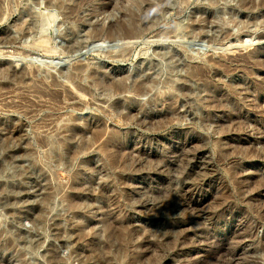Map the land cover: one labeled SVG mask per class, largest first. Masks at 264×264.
I'll return each mask as SVG.
<instances>
[{"label": "rangeland", "instance_id": "1", "mask_svg": "<svg viewBox=\"0 0 264 264\" xmlns=\"http://www.w3.org/2000/svg\"><path fill=\"white\" fill-rule=\"evenodd\" d=\"M259 1L262 2L260 3ZM52 2L54 5L52 4ZM60 2L62 3L60 4L58 0H0V121L2 123L4 122L3 124L0 122V144L4 145V139H6L7 142L3 147H1L0 145V264H58V262H60L59 264H109V262H112L111 264H225L228 260V264H264V7H262L264 6V1L254 0V7L252 3H249V6L245 8L247 11L241 9L237 5H241V3H239L240 0H218V2L217 0H163V2L161 0H60ZM151 2L154 4L159 3L160 5L153 6ZM182 2H185V5ZM256 2L259 3H257L256 5ZM62 4L65 6H63ZM72 4L77 5H74L76 6L74 7ZM211 4L214 5L211 6ZM59 5H61L63 8ZM236 6H238V8ZM149 7H152V9H150ZM158 8H161L160 10H158L159 12L157 11ZM153 9L158 13L156 14V11H154ZM67 10L71 12H67ZM144 10L147 14H149L146 15ZM243 10L246 12H244ZM252 10L254 12H252ZM67 13L69 14V17L67 16ZM73 14L74 16H72ZM147 16L149 17V19H147ZM131 17L136 20L135 22L137 23V25L139 24V26H137L136 23L133 22L134 19H132ZM142 17H145L143 19L145 22L140 19ZM232 17L234 18L232 19ZM145 19H147V21ZM202 19L204 21H202ZM122 21L124 23H129L124 24ZM152 21L155 22V26H153L155 28H151L153 25ZM118 22H122L120 23L121 26ZM204 22L206 23V25ZM113 24L119 25L116 27ZM142 24L145 26H143ZM108 25L112 27H109ZM127 25L130 28L133 27V29L127 28ZM101 26L102 28H108V32L107 29H101ZM148 27H150L151 30H149ZM117 28L118 30H120L119 28H121V31H118ZM174 28L176 29V31L173 30ZM179 28L184 31H180ZM100 29L103 30V32H100ZM115 30H117V32H115ZM130 30H135V32H130ZM145 30L147 31V33L145 32L146 34H144ZM92 31H95L94 34ZM98 31L101 35H98ZM105 31L106 33H104ZM113 31L116 37L120 39H117L115 36H113ZM167 32L170 33L167 34ZM174 32L176 33L174 34ZM181 32L185 36H188L185 38V36L181 34ZM119 33L123 34V39H121L122 36H118ZM162 33L165 35H163ZM90 34L93 37L95 36L94 38H92V40H90L91 38L88 37V35L90 36ZM103 34H105V36ZM161 34L163 38L162 36L160 37ZM166 34L169 37H167ZM170 34L177 37L173 38L174 36ZM225 35L230 39L228 37L226 38ZM100 36L107 39H102L100 38ZM110 36L114 38H112L113 41ZM128 37H130L131 39L129 38V40ZM202 37H204V39ZM8 38H10V40H8ZM209 39L210 41H208ZM241 39L243 42L241 41ZM9 41L10 44H8ZM219 42L222 43L220 44ZM73 45L78 47H75ZM241 45H247L248 48L245 49L244 47H241ZM81 46H84V48ZM69 47L70 49H68ZM121 52L124 53L122 54ZM125 52L130 53L129 55L127 53L125 55ZM165 52L167 53V56ZM173 54L176 56H174ZM122 55H124L125 58H129L126 60ZM170 55L172 59L170 58ZM161 57L167 59L163 60ZM177 57L179 58L177 59ZM167 60L170 62H167ZM178 61L181 62L178 63ZM4 64L7 69H4ZM212 64L215 65L214 68ZM223 65H225L226 68L223 67ZM219 67H223V69L221 70L219 69ZM2 68L4 69V71ZM76 68L81 70H77ZM228 69H230L232 72H230V70ZM5 70L7 71L6 73ZM8 70L13 71L14 73ZM101 70L104 71L102 72ZM173 70L175 71L172 72ZM199 70H202L201 72L204 76H202V73ZM2 73L5 76H2ZM104 73L107 75H105ZM195 73H198L196 76L197 78L192 76L195 75ZM94 74L95 78H98L97 80L94 79ZM214 75L215 77H213ZM113 76L116 80L118 79V83L113 78ZM67 77L69 80H71H67ZM148 77H151L153 79H146ZM14 78L16 79L14 80ZM20 78L21 80L23 79L21 83L19 82ZM111 78H113L116 82ZM120 78H122L123 81ZM124 79L127 81H125ZM139 79H141V81ZM73 81H76L75 84H73ZM91 81L94 82L92 83ZM97 81L99 82L98 84H96ZM219 81L221 82L219 83ZM15 82H18V84ZM125 82H127L128 84L126 83V85ZM101 83L106 87L101 85ZM224 83L226 85L228 84V86L230 87L228 88V86H226ZM112 84L121 86L120 90L122 92L119 89V93L117 91H114L116 90V86ZM135 84H138V86L141 87L139 88L142 91ZM206 84L207 87L209 86L208 88L210 90L206 87ZM76 85L80 88H77ZM107 85L108 88L112 86L110 92L109 89H107ZM214 85L218 87H215ZM129 86H131L132 88ZM179 86L184 87L182 88ZM3 87L4 89H2ZM17 88L18 90L20 88L21 89L18 91ZM177 88L179 90H177ZM180 88L183 90H181ZM221 88L223 89L221 90ZM32 89H34V91ZM85 89L88 91H85ZM143 89L146 90L143 91ZM74 90L76 92H74ZM11 91L16 92H13V95ZM186 91H188L189 93ZM231 91L236 93L234 94ZM33 92H35V96ZM72 92L74 93V95ZM84 92L87 95H84ZM103 92L104 95L108 93V97L103 96ZM113 92H116L115 95L113 94ZM126 92H129L128 96H126ZM135 92H138V95H136ZM142 92L143 94H141ZM145 92L148 94L146 95ZM58 93H60L61 97ZM79 93L84 94L80 95ZM117 93L120 94V96ZM209 93L212 94L211 97L209 96ZM49 94H51L53 97L56 96V98H53ZM57 94L59 97L57 96ZM45 95H47V97ZM68 95H72V97ZM161 95L163 96V98ZM181 95L184 97H181ZM5 96H7L8 99L10 98L11 101L8 100ZM22 96L26 100H24ZM66 96L68 97V99ZM73 96H76L78 98ZM114 96H116L115 100ZM117 96L119 98H117ZM216 96L223 97L227 101L234 104L236 106V114L240 112L239 120L234 121V124H231L232 126H225L223 124L222 117H224V115L222 114V109L220 110V108H218L215 103H212V100L214 101L217 98ZM4 97L6 100L4 99ZM80 97H82L84 100L82 98L79 100ZM86 97L87 99H85ZM128 97L129 99H132L129 100ZM152 97L153 99H150ZM58 98L60 99V102ZM43 99H46L45 104V101H42ZM126 99L128 102L126 101ZM205 100H207V102H210L211 104L207 103ZM8 101L9 103L6 104ZM22 101L24 103H22ZM65 101H70L74 106L76 105L77 107H74L72 104H70V102L67 103ZM148 101L150 102V104ZM154 101H157V103H155ZM170 102L172 103L171 105ZM15 104L18 105L20 109L22 107L21 110L23 111V113L20 109H18L17 106H15ZM85 105L87 107H85ZM188 105H190L192 109H190ZM209 105L212 106L209 107ZM24 106L26 107V109ZM262 106L263 111L261 110ZM23 107L25 111L27 110L26 114L23 110ZM32 107H34L35 109ZM42 107L45 108L40 112L39 110H41ZM170 107L174 108L171 109ZM4 108H6V110ZM10 108H14V111ZM111 108L113 109L110 110ZM168 109H170V113L168 112ZM116 110L118 111V113H115ZM189 110L191 113L189 112ZM108 111L111 112V114H109ZM138 111L141 113H139ZM36 112L39 114H36ZM171 113H176L174 116L177 118L172 116L173 121L167 122L166 118L169 117L168 115H170ZM28 114H30V116ZM116 114L119 116H117ZM124 116L128 117L129 119ZM163 116H165L166 118H163ZM100 118L103 120H101ZM123 118L124 120H120ZM158 119H160L161 122H164L163 125L166 123H168L169 125V123H171L169 126H162L161 122L158 121ZM177 119L180 122H178ZM243 119H246V121H248L247 124ZM241 120L243 123L241 122ZM157 121L158 123H156ZM192 121L195 122L193 123ZM83 122L84 124H87L84 125ZM152 122L155 125L152 124ZM236 122H241L242 124L237 123L236 125ZM15 124L17 128L21 129L22 134H28L27 137L25 135H22V138L25 142L23 140H18L20 142H18L17 140H11L9 141V146L7 137H4L8 136L7 134L9 133V131L16 128ZM49 124H52V126ZM75 124L77 125L75 126ZM92 124H99L98 127L107 128L104 129L105 131L103 130V136L105 138L103 136L102 139L100 138L103 141H98V146L97 144L91 142V144H95L89 145L91 146V148L88 147L86 150H79L77 154L73 153L75 149L79 148L78 145L81 141L82 143L80 144L82 146L85 138L87 141V138L90 137V134H88L86 131V126H93ZM41 125H43L44 127L49 125V128L46 127V133L48 135H45V128ZM102 125H104V127ZM158 125H161L162 127ZM222 125H224V127ZM4 126H6L7 128H2ZM34 126L36 127L35 129L33 128ZM50 126L52 127V131H50ZM66 126H69L71 128ZM228 126L232 127L230 128L231 130H229ZM242 126H244L243 129ZM8 128L9 130H7ZM24 128L25 130H23ZM224 128L226 129L224 130ZM37 129L41 130L38 131ZM42 129H44V132L42 131ZM60 129L63 130L61 131ZM85 131L86 133H84ZM107 131L111 135H106ZM228 132H230V134ZM1 133H4L5 136ZM54 133L56 134V136ZM67 133H69V135H67ZM80 133L82 134V137ZM76 134L79 135L77 136ZM114 134L116 136L118 135L119 137H116ZM52 135H54V138H56L54 139ZM60 135L63 136L61 137ZM36 136L38 137L36 138ZM44 136H48V138L45 137L46 141ZM59 136L61 139L59 138ZM79 136L83 140L78 138L77 142L79 143H77L76 138ZM70 137H73L72 141H74L75 139L76 140L74 143L71 141L70 145L74 146L70 147V145H68V147L73 149H70L67 152L66 150L68 148L67 146H65V143L67 139V142H69ZM48 139L50 142L48 141ZM52 139L58 146H54L56 144L52 141ZM59 139L62 140V142ZM104 139H106V141L108 142H106ZM89 140L88 142H90ZM113 140H116V143H114ZM16 141L18 142V145ZM42 141L47 143V145L43 144ZM27 142H30V146L29 144H25ZM33 143L35 144L34 146L32 145ZM60 143L64 144L62 145ZM105 143L108 144L106 145ZM122 143L124 144V146ZM100 144L104 146L106 145L105 150H107V148L111 150H109L110 152H105H112L109 155L111 156L110 158L112 160L108 159L109 156H107L108 158L106 157V153H101L102 151L98 150L100 149ZM16 145L17 147L21 146L20 148L22 149L15 147ZM111 145L113 149L110 148ZM27 146L29 147L27 148ZM117 146L119 147L117 148ZM4 147L5 150H2L4 149ZM7 147L9 148L7 149ZM59 147H61L62 149L60 148V150H58ZM32 149L34 150L31 151ZM49 149H51V151ZM7 150H9V152H7ZM35 150L37 151V153L35 152ZM44 150H47L46 153L44 152ZM57 150L59 151L58 153ZM61 150L63 152H61ZM84 150L85 152L88 150L89 153L86 152V154L88 153L86 155L85 152H83ZM113 150L119 152V156L118 153L116 154V152ZM90 151L92 152L90 153ZM187 151H189V153ZM192 151L195 153H193ZM64 152H66L67 154ZM99 152L101 153V155H99ZM183 152L187 154L184 155ZM79 153L80 155H78ZM192 153L195 155H192ZM52 154L53 156H51ZM59 154H62V156H59ZM55 155H57V157ZM116 155L121 159H118ZM172 155H174L176 158ZM68 156H71L72 158ZM60 157L63 158L60 159ZM137 157L138 159L140 158L139 163ZM114 158L117 159L114 160ZM180 159H184V161H180ZM121 160L122 163H124L123 165H121ZM150 160H152L153 162ZM165 160L169 162L166 163ZM112 161H114L116 164H114V162ZM132 161L133 163L130 164V162ZM149 161L151 162L150 164ZM178 163H180L181 165L179 164V166ZM117 164L123 166L121 167V169L125 172L123 171L122 173L120 166L118 167ZM129 164L130 166H133L130 167ZM135 164H139L138 167ZM156 165H158L159 168ZM128 166L130 169L128 168ZM191 166H193V168ZM200 167L201 171L204 170L205 172H201L199 169ZM176 168H178V171L176 170ZM94 169L97 170V173ZM162 169H165V171L163 172ZM179 169L184 174L181 173ZM103 173L108 174L106 175ZM100 174L101 176H103L101 177ZM204 174L206 176H203L202 179H200ZM208 175H210V178ZM98 176H100V178ZM108 176H112L115 179L112 177L110 179V177ZM188 177L189 180L187 179ZM102 178L104 180H102ZM113 179L114 182H111L113 181ZM191 181L197 182H193V187L189 189V195L193 196H191V198L190 196H187L193 201V205L186 206L182 204V206L180 207L181 211L177 210L175 212V214L177 213V216L175 214L171 215L169 213L170 210L166 209L168 208L167 205H174V203L175 205H179L183 203V199L186 198L181 195L182 186L186 184L185 182L191 185ZM120 182H123V184H121ZM199 182L203 184L201 185L199 184ZM82 184L85 185V187ZM98 185L100 186L98 187ZM96 186L98 188L97 190ZM55 187H57L55 189L56 191L59 189L57 192L54 190ZM47 188H51V190ZM75 188L78 189L76 190ZM94 188V191H89L90 189L92 190ZM99 188L100 190H102L100 191ZM60 189H62V191ZM79 189H82L84 191H79ZM92 193L93 195H91ZM225 193L226 197H223L225 196ZM219 194H221L222 197ZM98 195L102 196V198ZM104 196L107 200L104 198ZM107 196L110 199H108ZM114 197L116 199H114ZM43 198H47L46 200L48 201L44 200ZM165 198L168 203L164 200ZM90 200L92 201L89 202ZM108 200H110V202ZM175 200L178 201V203ZM147 201L150 202L148 203ZM156 201L160 203H157L158 205H156ZM224 202L225 205H223ZM139 203L141 205H139ZM165 203L166 206L164 205ZM220 203H222V206L220 205ZM92 204H95L94 207ZM73 205H75L76 208ZM77 206L78 208L81 207L80 209L82 212L78 211ZM83 206H85L86 208ZM152 207L153 209L150 210L149 208ZM183 208L185 210L188 209V212L186 213ZM194 208L195 210H193ZM75 209H77L78 212ZM168 209H170V207ZM189 209L191 210L190 212ZM201 210L203 211V213ZM166 213L169 214L167 215ZM198 214L201 216L199 217ZM165 219L168 221V223ZM118 220L120 221V223ZM179 220L181 222H179ZM110 221H112L111 225H109L111 223ZM126 221L128 222L125 225L124 222ZM188 221L191 223H189ZM103 223L104 225L106 223V225L104 226ZM176 223L181 224V226H177ZM113 224L117 226H113ZM120 224L124 229L121 228ZM125 226H128L127 229L129 231ZM110 228H116V230L119 231ZM108 229L112 232H109ZM125 230H127V235ZM167 230L168 232L170 230L171 231L168 233ZM106 231V234L108 235L105 234ZM113 231L114 233H117H115L114 236L116 240H118L116 241V243L115 238H111V233H113ZM181 231H183L181 234L184 233L185 235H181L178 233ZM73 234L75 235V240L72 237L74 236ZM77 234H79L82 239ZM123 235L124 237H122ZM107 237L110 240L112 239L111 242L110 240L108 241ZM123 238L124 241L123 243H121ZM125 239L127 240V242ZM78 241L81 242L77 244L76 242ZM72 243L76 244L72 245ZM112 243H114L113 246ZM110 244L112 247L110 246ZM115 244H118V246ZM131 245L133 246V248ZM119 246L121 248L122 246H124L123 248L125 249H123L122 252L124 254H119L121 249L119 250V252L116 251V249L118 250V248H120ZM174 246H176V248ZM100 248L102 250L104 248V253H102L103 251L101 252V250H97ZM227 249H230V251H227ZM111 251L113 254L110 253ZM225 251H227L228 253ZM86 252L90 253L93 259L97 254L101 257L99 258L97 255L95 258L96 260L93 261L92 258L90 259V255ZM126 252L129 253H127V256ZM225 253L227 256L225 255ZM135 254H137L138 256ZM234 254L236 257L234 256ZM120 255H122V257H124L128 261L124 258H121ZM135 256H137V258ZM222 256L225 257L223 258ZM81 257L84 259H81ZM102 257L105 258L103 259ZM112 257H114V260ZM237 257H241L240 260ZM243 258L245 259L243 260ZM80 259L84 262L80 261ZM99 259H101L102 262H106L101 263V260L99 261ZM132 261L136 262L133 263Z\"/></svg>", "mask_w": 264, "mask_h": 264}, {"label": "bare ground", "instance_id": "2", "mask_svg": "<svg viewBox=\"0 0 264 264\" xmlns=\"http://www.w3.org/2000/svg\"><path fill=\"white\" fill-rule=\"evenodd\" d=\"M51 1H52V0H51ZM56 1H57V0H56ZM58 1H59L60 4L62 3V2H60V0H58ZM159 1H160V0H159ZM161 1L163 2V0H161ZM181 1H183V0H181ZM188 1H189V0H188ZM221 1H222V0H221ZM247 1H248V2H247ZM255 1H256V0H255ZM263 1H264V0H263ZM78 2H79V1H78ZM80 2H82V1H80ZM149 2H150V1H149ZM213 2H214V1H213ZM217 2H218V0H217ZM246 2H247V3H246ZM253 2H254V0H240L239 3H241V5H239V4H237V5H238L241 9L246 10L245 8H247V6H249L248 4H249V3H252V4H253ZM259 2H260V1H259ZM259 2H256V5H257V3H259ZM261 2H262V1H261ZM261 2H260V3H261ZM48 3H49V2H48ZM54 3H55V2H54ZM182 3H183V2H182ZM182 3H181V4H182ZM184 3H185V2H184ZM184 3H183V4H184ZM215 3H216V2H215ZM237 3H238V2H237ZM52 4H53V2H52ZM81 4H82V3H81ZM146 4H147V3H146ZM151 4H153V6H154V5H160L159 3H158V4H154V3H152V2H151ZM209 4H210V3H209ZM218 4H220V3H218ZM49 5H50V4H49ZM53 5H54V4H53ZM57 5H58V4H57ZM62 5H63V4H62ZM69 5H70V4H69ZM72 5H73V4H72ZM74 5H77V4H74ZM74 5H73V6H74ZM78 5H79V4H78ZM184 5H185V4H184ZM212 5H214V4H211V6H212ZM215 5H216V4H215ZM254 5H255V4H253V7H254ZM258 5H259V4H258ZM263 5H264V4H263ZM55 6H56V5H55ZM59 6H61V5H59ZM59 6H58V7H59ZM63 6H65V5H63ZM66 6H67V5H66ZM79 6H80V5H79ZM145 6H148V5H145ZM153 6H152V7H153ZM238 6H236V7L238 8ZM260 6H262V5H260ZM61 7H62V6H61ZM74 7H76V6H74ZM77 7H78V6H77ZM152 7H151V8L149 7V8L152 9ZM163 7H164V6H163ZM214 7H215V6H214ZM216 7H218V6H216ZM262 7H264V6H262ZM262 7H261V8H262ZM62 8H63V7H62ZM64 8H65V7H64ZM70 8H71V7H70ZM251 8H252V7H251ZM255 8H257V7H255ZM261 8H260V9H261ZM68 9H69V8H68ZM150 9H149V10H150ZM160 9H161V8H160ZM160 9L158 8L157 11L160 10ZM170 9H171V8H170ZM258 9H259V8H258ZM258 9H257V10H258ZM63 10H64V9H63ZM63 10H62V11H63ZM69 10H70V9H69ZM73 10H74V9H73ZM149 10H148V11H149ZM153 10H154V9H153ZM175 10H176V9H175ZM244 10H243V11H244ZM253 10H254V9H253ZM253 10H252V12H254ZM65 11H66V10H65ZM75 11H76V9H75ZM75 11H72V12H75ZM77 11H78V10H77ZM148 11H147V12H148ZM154 11H156V10H154ZM157 11L155 12L156 14L159 12V11H158V12H157ZM166 11H167V10H166ZM237 11H238V9H237ZM246 11H247V10H246ZM246 11H244V12H246ZM67 12H71V11H68V10H67ZM144 12L146 13L145 10H144ZM160 12H162V11H160ZM175 12H176V11H175ZM64 13H65V12H64ZM77 13H78V12H77ZM145 13H144V14H145ZM151 13H152V12H151ZM163 13H164V12H163ZM172 13H173V11H172ZM247 13H248V12H247ZM250 13H251V12H250ZM65 14H66V13H65ZM70 14H71V13H70ZM148 14H149V13H148ZM148 14L146 13V15H148ZM156 14H155V16H156ZM178 14H180V13H178ZM76 15H77V14H76ZM146 15H145V16H146ZM150 15H151V14H150ZM150 15H149V16H150ZM152 15H154V14H152ZM170 15H171V14H170ZM175 15H176V14H175ZM64 16H65V15H64ZM67 16L69 17V14H68V13H67ZM72 16H74V14H73ZM155 16H154V17H155ZM211 16H212V15H211ZM0 17H1V16H0ZM65 17H66V16H65ZM135 17H136V16H135ZM147 17H148V16H147ZM201 17H202V16H201ZM131 18L134 19L133 17H131ZM137 18H138V15H137ZM144 18H145V17H144ZM144 18L142 17V18H140V19L143 20ZM152 18H153V17H152ZM152 18H151V19H152ZM212 18H213V17H212ZM233 18H234V17H232V19H233ZM235 18H236V17H235ZM66 19H67V18H66ZM71 19H72V18H71ZM147 19H149V17H148ZM147 19H145V20L147 21ZM138 20H139V19H138ZM209 20H210V17H209ZM0 21H1V20H0ZM124 21H125V20H124ZM129 21H130V20H129ZM135 21H136V20L134 19L133 22H135ZM202 21H204V20L202 19ZM256 21H257V20H256ZM122 22H123V21H122ZM122 22H120V23H122ZM127 22H128V21H127ZM130 22H131V21H130ZM140 22H141V21H140ZM143 22H145V21L143 20ZM152 22H153V21H152ZM194 22H195V21H194ZM196 22H198V21H196ZM200 22H201V21H200ZM205 22H206V21H205ZM205 22H204V23H205ZM253 22H255V21H253ZM261 22H262V21H261ZM261 22H260V23H261ZM118 23H119V22H118ZM120 23H119V24H120ZM123 23H124V22H123ZM125 23H126V22H125ZM125 23H124V24H125ZM128 23H129V22H128ZM128 23H126V24H128ZM135 23H136V22H135ZM154 23H155V22L152 23V24H153L152 27L150 26L151 28H155V27H153V26H155ZM206 23H207V22H206ZM206 23H205V25H206ZM209 23H210V22H209ZM211 23H212V22H211ZM256 23H257V22H256ZM119 24H118V25H119ZM130 24H131V23H130ZM143 24H144V23H143ZM143 24H142V25H143ZM198 24H199V23H198ZM200 24H201V23H200ZM261 24H262V23H261ZM113 25H114V24H113ZM118 25L115 24L114 26L117 27ZM136 25H137V23H136ZM102 26H103V25H102ZM102 26H101V29H103V30L107 29V32H108V28H102ZM108 26H109V25H108ZM120 26H121V24H120ZM122 26H123V25H122ZM127 26H128V25H127ZM131 26H133V25H131ZM137 26H139V24H138ZM143 26H145V25H143ZM109 27H112V26H109ZM123 27H124V26H123ZM123 27H121V28H123ZM150 27H148L149 30H151ZM178 27H180V26H178ZM121 28H119L120 30H118V28H117V30H118V31H121ZM127 28H130V27L128 26ZM145 28H146V27H145ZM172 28H173V27H172ZM97 29H99V28H97ZM97 29H96V30H97ZM101 29H100V32H103V30H101ZM110 29H111V28H110ZM114 29H115V28H114ZM114 29H112V30H114ZM130 29H133V27L130 28ZM134 29H136V28H134ZM139 29H140V28H139ZM179 29H180V31L182 30L181 28H179ZM96 30H95V31H96ZM112 30H111V31H112ZM117 30H115V32H117ZM124 30H126V29H124ZM127 30H128V29H127ZM137 30H138V29H137ZM152 30H153V29H152ZM173 30L176 31L175 28H174ZM95 31H94V32H95ZM128 31H129V30H128ZM131 31L135 32V30H130V32H131ZM141 31H142V30H141ZM171 31H172V30H171ZM180 31H179V32H180ZM182 31H184V30H182ZM89 32H90V31H89ZM92 32H93V31H92ZM92 32H91V34H92ZM94 32H93V34H94ZM98 32H99V31H98ZM100 32H99L98 35H101ZM126 32H127V31H126ZM133 32H132V33H133ZM136 32H138V31H136ZM139 32H140V31H139ZM145 32L147 33L146 30L144 31V34H146ZM148 32H149V31H148ZM177 32H178V31H177ZM104 33H106V31H105ZM110 33H111V32H110ZM110 33H109V34H110ZM142 33H143V32H142ZM142 33H141V34H142ZM168 33H170V32H167V34H168ZM175 33H176V32H174V34H175ZM184 33H185V32H184ZM91 34H90V36H91ZM107 34H108V33H107ZM111 34H112V33H111ZM113 34H114L113 36L116 37L114 31H113ZM137 34H139V33H137ZM152 34H153V33H152ZM162 34H163V33H162ZM162 34L160 35V37L162 36ZM167 34H166V35H167ZM172 34H173V33H172ZM172 34H170V35H172ZM181 34H183V33L181 32ZM181 34H180V35H181ZM95 35H96V33H95ZM98 35H97V37H98ZM103 35L105 36V34H103ZM122 35H123V34L119 33L118 36L120 37V36H122ZM142 35H143V34H142ZM163 35H165V34H163ZM176 35H177V34H176ZM183 35H184V34H183ZM228 35H229V34H228ZM77 36H79V35H77ZM90 36L88 35V37L91 38L90 40H92V38L95 37V36H94V37H93V36L90 37ZM126 36H127V34H126ZM126 36H124V37H126ZM134 36H136V35H134ZM146 36H147V35H146ZM172 36H174V35H172ZM178 36H179V34H178ZM184 36H185V35H184ZM184 36H182V37H184ZM187 36H188V35H187ZM187 36H185V38H186ZM220 36H221V35H220ZM225 36H226V35H225ZM229 36H230V35H229ZM97 37H96V39H97ZM130 37H131V35H130ZM130 37H128V39H129ZM138 37H139V36H138ZM138 37H137V38H138ZM167 37H169V36L167 35ZM176 37H177V36H174L173 38H176ZM205 37H207V36H205ZM227 37H228V36H226V38H227ZM238 37H239V36H238ZM100 38H102V37L100 36ZM104 38H105V37H104ZM104 38H102V39H104ZM110 38L112 39L113 37L110 36ZM116 38H117V39H120V38H118V37H116ZM132 38H133V37H132ZM135 38H136V37H135ZM162 38H163V36H162ZM165 38H166V37H165ZM179 38H180V36H179ZM179 38H178V39H179ZM202 38L204 39V37H202ZM210 38H211V37H210ZM213 38H215V37H213ZM217 38H218V37H217ZM222 38H223V36H222ZM222 38H221V39H222ZM228 38H229V37H228ZM4 39H5V38H4ZM85 39H86V38H85ZM87 39H88V38H87ZM105 39H107V38H105ZM113 39H114V38H113ZM113 39H112V41H113ZM121 39H123V36H122ZM126 39H127V38H126ZM130 39H131V38H130ZM130 39H129V40H130ZM138 39H139V38H138ZM141 39H142V38H141ZM183 39H184V38H183ZM219 39H220V38H219ZM229 39H230V38H229ZM237 39H239V38H237ZM237 39H236V40H237ZM259 39H260V37H259ZM2 40H3V39H2ZM8 40H10V38H8ZM11 40H12V39H11ZM99 40H100V39H99ZM136 40H137V39H136ZM162 40H163V39H162ZM205 40H206V39H205ZM215 40H216V39H215ZM13 41H14V39H13ZM109 41H110V39H109ZM115 41H116V39H115ZM208 41H210V39H209ZM219 41H220V40H219ZM224 41H225V40H224ZM241 41H242V39H241ZM241 41H240V42H241ZM0 42H1V41H0ZM213 42H215V41H213ZM216 42H217V41H216ZM237 42H238V41H237ZM242 42H243V41H242ZM246 42H247V41H246ZM5 43H6V41H5ZM83 43H85V42H83ZM83 43H82V44H83ZM156 43H157V42H156ZM162 43H163V42H162ZM219 43H220V42H219ZM221 43H222V42H221ZM221 43H220V44H221ZM8 44H10V41H9ZM86 44H87V43H86ZM241 44H242V43H241ZM78 45H79V44H78ZM84 45H85V44H84ZM73 46H75V45H73ZM79 46H80V45H79ZM222 46H223V45H222ZM236 46H237V45H236ZM236 46H235V47H236ZM250 46H252V45H250ZM71 47H72V46H71ZM75 47H78V46H75ZM81 47L84 48V46H81ZM233 47H234V46H233ZM241 47H244L245 49L248 48L247 45H241ZM241 47H240V48H241ZM237 48H239V47H237ZM68 49H70V47H69ZM74 49H75V48H74ZM229 49H230V48H229ZM235 49H236V48H235ZM66 50H67V49H66ZM80 50H81V48H80ZM230 50H231V49H230ZM71 51H72V49H71ZM71 51H69V52H71ZM73 51H74V50H73ZM77 51H78V48H77ZM77 51H76V52H77ZM126 51H127V50H126ZM127 52H128V51H127ZM127 52H125V55H126ZM167 52H169V51H167ZM172 52H173V51H172ZM172 52H170V53H172ZM174 52H175V51H174ZM67 53H68V52H67ZM73 53H74V52H73ZM121 53H122V52H121ZM123 53H124V52H123ZM123 53H122V54H123ZM129 53H130V52H129ZM129 53H127V54L129 55ZM165 53H166V52H165ZM69 54H70V53H69ZM162 55H163V54H162ZM173 55H174V54H173ZM120 56H121V55H120ZM122 56H124V55H122ZM163 56H164V55H163ZM166 56H167V53H166ZM168 56H169V54H168ZM174 56H176V55H174ZM174 56H173V57H174ZM177 56H178V55H177ZM179 56H180V55H179ZM126 57H128V56H126ZM181 57H182V56H181ZM109 58H110V57H109ZM111 58H112V57H111ZM114 58H115V57H114ZM118 58H119V57H118ZM118 58H117V59H118ZM122 58H123V57H122ZM122 58H121V59H122ZM124 58H125V56H124ZM124 58H123V59H124ZM128 58H129V57H128ZM128 58H125V59L127 60ZM156 58H157V57H156ZM156 58H155V60H156ZM161 58H162V57H161ZM161 58H160V60H161ZM170 58H171V55H170ZM178 58H179V57H177V59H178ZM162 59L165 60V59H167V58H165V59L162 58ZM171 59H172V58H171ZM171 59H170V60H171ZM174 59H175V58H174ZM177 59H176V60H177ZM256 59H257V58H256ZM111 60H112V59H111ZM116 61H117V60H116ZM171 61H172V60H171ZM181 61H182V60H181ZM181 61H178V63H180ZM167 62H170V61L167 60ZM175 63H176V62H175ZM5 64H6V63H5ZM5 64L3 65L4 67H5ZM170 64H171V63H170ZM170 64H169V65H170ZM185 64H187V63H185ZM213 64H214V63H213ZM213 64H212V65H213ZM217 65H218V64H217ZM221 65H222V64H221ZM3 66H2V67H3ZM172 66H173V65H172ZM172 66H170V67H172ZM187 66H188V65H187ZM218 66H219V65H218ZM102 67H103V66H102ZM173 67H174V66H173ZM214 67H215V65H213V68H214ZM216 67H217V66H216ZM223 67L226 68L225 65H223ZM223 67H222V68L219 67V69L222 70ZM146 68H147V67H146ZM185 68H186V67H185ZM2 69H3V68H2ZM4 69H7V67H5ZM4 69H3V71H4ZM8 69H10V68H8ZM76 69H77V70H81V69H78V68H76ZM147 69H148V68H147ZM173 69H174V68H173ZM178 69H179V68H178ZM187 69H188V68H187ZM219 69H218V70H219ZM0 70H1V69H0ZM96 70H97V69H96ZM96 70H94V71H96ZM108 70H109V69H108ZM111 70H112V69H111ZM212 70H213V69H212ZM216 70H217V68H216ZM228 70H230V69H228ZM3 71H2V72H3ZM8 71H11V70H8ZM91 71H92V70H91ZM101 71H102V70H101ZM103 71H104V70H103ZM103 71H102V72H103ZM113 71H114V70H113ZM174 71H175V70H173L172 72H174ZM176 71H177V70H176ZM179 71H180V70H179ZM191 71H192V70H191ZM193 71H194V70H193ZM199 71L201 72L202 70H199ZM199 71H198V72H199ZM224 71H225V70H224ZM6 72H7V71L5 70V73H6ZM11 72H13V71H11ZM92 72H93V71H92ZM92 72H91V73H92ZM96 72H98V71H96ZM172 72H171V73H172ZM200 72H199V73H200ZM204 72H205V71H204ZM207 72H208V71H207ZM211 72H212V71H211ZM213 72H214V71H213ZM226 72H227V71H226ZM230 72H232V71L230 70ZM3 73H4V72H3ZM3 73H2V76H5V75H3ZM5 73H4V74H5ZM13 73H14V72H13ZM93 73H94V72H93ZM100 73H101V72H100ZM106 73H108V72H106ZM192 73H194V72H192ZM192 73H191V74H192ZM201 73H202V72H201ZM95 74H97V73H95ZM95 74H94L93 77H94V79L97 80L98 78H95ZM104 74H105V73H104ZM111 74H112V73H111ZM116 74H117V73H116ZM172 74H173V73H172ZM197 74H198V73H195V75H192V76H193V77H196ZM212 74H213V73H212ZM222 74H223V72H222ZM244 74H245V72H244ZM6 75H7V74H6ZM9 75H10V74H9ZM15 75H16V74H15ZM105 75H107V74H105ZM114 75H115V74H114ZM218 75H219V74H218ZM10 76H11V75H10ZM12 76H13V75H12ZM17 76H18V75H17ZM74 76H75V75H74ZM74 76H70V77H74ZM97 76H98V75H97ZM100 76H101V75H100ZM103 76H104V75H103ZM189 76H190V75H189ZM192 76H191V77H192ZM202 76H204L203 73H202ZM207 76H208V74H207ZM15 77H16V76H15ZM19 77H20V76H19ZM19 77H18V78H19ZM76 77H77V76H76ZM76 77H75V78H76ZM93 77H92V78H93ZM104 77H105V76H104ZM108 77H109V76H108ZM124 77H125V76H124ZM124 77H123V78H124ZM213 77H215V75H214ZM21 78H22V77H21ZM21 78H20V80L17 79V80H19L20 83H21V81L23 80V79L21 80ZM113 78H114V76H113ZM113 78H111V79H113ZM126 78H127V77H126ZM126 78H125V79H126ZM143 78H144V77H143ZM196 78H197V77H196ZM202 78H203V77H202ZM202 78H201V79H202ZM15 79H16V78H14V80H15ZM89 79H90V78H89ZM104 79H105V78H104ZM111 79H110V80H111ZM114 79H115V78H114ZM114 79H113V80H114ZM120 79L123 81L122 78H120ZM120 79H119V80H120ZM125 79H124V80H125ZM146 79H153V78L148 77V78H146ZM146 79H145V80H146ZM201 79H199V80H201ZM216 79H220V78H216ZM11 80H12V79H11ZM67 80H69L68 77H67ZM70 80H71V79H70ZM70 80H69V81H70ZM74 80H75V79H74ZM76 80H77V79H76ZM99 80H100V79H99ZM110 80H109V81H110ZM115 80H116V79H115ZM115 80H114V81H115ZM117 80H118V79H117ZM117 80H116V81H117ZM139 80L141 81V79H139ZM195 80H196V79H195ZM12 81H13V80H12ZM105 81H106V80H105ZM116 81H115V82H116ZM125 81H127V80H125ZM135 81H137V80H135ZM135 81H134V82H135ZM204 81H205V80H204ZM216 81H218V80H216ZM55 82H56V80H55ZM55 82H53V83H55ZM71 82H72V81H71ZM71 82H70V83H71ZM73 82H74V81H73ZM75 82H76V81H75ZM75 82H74L73 84H75ZM91 82H92V81H91ZM93 82H94V81H93ZM93 82H92V83H93ZM95 82H96V81H95ZM134 82H133V83H134ZM142 82H143V79H142ZM189 82H190V81H189ZM212 82H213V81H212ZM220 82H221V81H219V83H220ZM223 82H224V81H223ZM15 83L18 84V82H15ZM98 83H99V82L97 81L96 84H98ZM108 83H109V82H108ZM111 83H112V82H111ZM113 83H114V82H113ZM117 83H118V81H117ZM119 83H120V82H119ZM126 83H127V82H125V84H126ZM136 83H137V82H136ZM71 84H72V83H71ZM71 84H70V85H71ZM73 84H72V85H73ZM121 84H122V83H121ZM127 84H128V83H127ZM127 84H126V85H127ZM138 84H139V83H138ZM138 84H135V85L138 86ZM142 84H143V83H142ZM208 84H209V82H208ZM210 84H211V83H210ZM224 84H225V83H224ZM224 84H223V85H224ZM5 85H6V84H5ZM79 85H80V84H79ZM93 85H95V84H93ZM99 85H100V84H99ZM101 85L105 86V85L102 84V83H101ZM101 85H100V86H101ZM112 85L116 86L115 84H112ZM122 85H123V84H122ZM133 85H134V84H133ZM140 85H141V84H140ZM183 85H185V84H183ZM189 85H190V84H189ZM212 85H213V84H212ZM212 85H211V87H212ZM215 85H216V84H215ZM215 85H214V86H215ZM218 85H219V84H218ZM225 85H226V84H225ZM2 86H3V85H2ZM6 86H7V85H6ZM73 86H74V85H73ZM109 86H110V85H109ZM114 86H113V88H114ZM137 86H136V87H137ZM143 86H144V85H143ZM214 86H213V87H214ZM226 86H228V84H227ZM0 87H1V86H0ZM13 87H14V86H13ZM13 87H12V88H13ZM76 87H77V85H76ZM78 87H79V86H78ZM78 87H77V88H78ZM98 87H99V86H98ZM105 87H106V86H105ZM105 87H104V88H105ZM111 87H112V86H111ZM111 87L108 88V85H107V89H109V92H110ZM120 87H121V86H119V85L116 86V87H115L116 90H114V91H117V92H118V89L120 90ZM125 87H127V86H125ZM129 87H131V86H129ZM139 87H140V86H138V88H139ZM179 87H182V86H179ZM183 87H184V86H183ZM183 87H182V88H183ZM188 87H189V86H188ZM206 87H207V84H206ZM206 87H205V88H206ZM208 87H209V86H208ZM208 87H207V88H208ZM211 87H210V88H211ZM215 87H218V86H215ZM223 87H224V86H223ZM229 87H230V86H228V88H229ZM10 88H11V87H10ZM77 88H76V90H77ZM79 88H80V87H79ZM82 88H83V87H82ZM82 88H81V90H82ZM84 88H86V87H84ZM131 88H132V87H131ZM134 88H135V87H134ZM138 88H137V89H138ZM140 88H141V87H140ZM140 88H139V89H140ZM143 88H144V87H143ZM186 88H187V87H186ZM0 89H1V88H0ZM2 89H4V87H3ZM14 89H15V88H14ZM20 89H21V88H20ZM20 89H19V90H20ZM30 89H31V88H30ZM73 89H74V88H73ZM99 89H100V88H99ZM128 89H129V88H128ZM139 89H138V90H139ZM180 89H181V88H180ZM208 89H209V88H208ZM222 89H223V88H221V90H222ZM5 90H7V89H5ZM12 90H13V89H12ZM17 90H18V88H17ZM19 90H18V91H19ZM32 90L34 91V89H32ZM35 90H36V89H35ZM79 90H80V89H79ZM135 90H136V89H135ZM135 90H134V91H135ZM140 90H141V89H140ZM140 90H139V91H140ZM144 90H146V89H143V91H144ZM147 90H148V89H147ZM177 90H179V89L177 88ZM181 90H183V89H181ZM185 90H187V89H185ZM188 90H189V89H188ZM209 90H210V89H209ZM214 90H215V89H214ZM217 90H218V89H217ZM247 90H248V89H247ZM8 91H9V90H8ZM18 91H17V92H18ZM36 91H37V90H36ZM43 91H44V90H43ZM49 91H50V90H49ZM49 91H47V92H49ZM51 91H53V90H51ZM85 91H88V90L85 89ZM103 91H104V90H103ZM120 91H121V90H120ZM120 91H119V92H120ZM124 91H125V89H124ZM132 91H133V90H132ZM136 91H137V90H136ZM139 91H138V92H139ZM141 91H142V90H141ZM0 92H1V90H0ZM11 92H12V91H11ZM13 92H14V91H13ZM13 92H12V94H13ZM15 92H16V91H15ZM15 92H14V93H15ZM40 92H41V90H40ZM47 92H45V93H47ZM58 92H60V91H58ZM74 92H76V91L74 90ZM119 92H118V93H119ZM121 92H122V91H121ZM138 92H137V93L135 92V94L138 95ZM148 92H150V91H148ZM179 92H180V91H179ZM183 92H184V91H183ZM183 92H182V93H183ZM186 92H188V91H186ZM190 92H192V91H190ZM208 92H209V91H208ZM219 92H220V91H219ZM231 92H233V91H231ZM6 93H7V92H6ZM33 93H34V96H35V92H33ZM38 93H39V92H38ZM50 93H51V92H50ZM53 93H54V92H53ZM61 93H62V92H61ZM64 93H65V92H64ZM68 93H69V92H68ZM72 93H73V92H72ZM72 93H70V94H72ZM80 93H81V91H80ZM80 93H79V94H80ZM84 93H85V92H84ZM84 93H82V94H84ZM87 93H88V92H87ZM115 93H116V92H115ZM115 93L113 92L114 95H115ZM118 93H117V94H118ZM128 93H129V92H128ZM128 93L126 92V94H127L126 96H128ZM139 93H140V92H139ZM145 93H146V92H145ZM184 93H185V92H184ZM188 93H189V92H188ZM211 93H212V92H211ZM214 93H216V92H214ZM225 93H226V92H225ZM233 93L235 94L236 92H233ZM8 94H9V93H8ZM12 94H11V95H12ZM24 94H25V93H24ZM24 94H23V95H24ZM40 94H41V93H40ZM43 94H44V92H43ZM43 94H42V95H43ZM55 94H56V92H55ZM55 94H54V95H55ZM58 94H59V96H60V93H58ZM58 94H57V96H58ZM76 94H77V93H76ZM76 94H75V95H76ZM82 94H80V95H82ZM107 94H108V93H107ZM107 94L104 95V92H103V96H107ZM113 94H112V96H113ZM141 94H143V92H142ZM147 94H148V93H146V95H147ZM206 94H207V92H206ZM209 94H210V93H209ZM218 94H219V93H218ZM218 94H217V96H218ZM220 94H221V93H220ZM5 95H6V94H5ZM13 95H14V94H13ZM15 95H16V94H15ZM21 95H22V94H21ZM49 95H51V94H49ZM49 95H48V96H49ZM65 95H67V94H65ZM73 95H74V93H73ZM84 95H87V94L85 93ZM109 95H110V94H109ZM118 95L120 96V94H118ZM121 95H123V94H121ZM130 95H131V94H130ZM139 95H140V94H139ZM184 95H185V94H184ZM189 95H190V94H189ZM211 95H212V94H210L209 96L211 97ZM19 96H20V94H19ZM40 96H41V95H40ZM43 96H44V95H43ZM45 96L47 97V95H45ZM51 96H52V95H51ZM51 96H50V97H51ZM59 96H58V97H59ZM62 96H64V95H62ZM68 96H71V97H72V95H68ZM133 96H134V95H133ZM161 96H162V95H161ZM214 96H215V95H214ZM217 96H216V97H217ZM227 96H228V95H227ZM5 97L7 98V96H5ZM5 97H4V99H5ZM13 97H14V96H13ZM13 97H12V99H13ZM26 97H27V96H26ZM38 97H39V94H38ZM52 97H53V96H52ZM54 97L56 98V96H54ZM54 97H53V98H54ZM60 97H61V96H60ZM66 97H67V96H66ZM73 97H76V96H73ZM107 97H108V96H107ZM110 97H111V96H110ZM110 97H109V99H110ZM115 97H116V96H114V100L116 99ZM121 97H122V96H121ZM129 97H130V96H129ZM129 97H128V99H129ZM181 97H184V96L181 95ZM185 97H186V96H185ZM216 97H215V98H216ZM238 97H239V96H238ZM22 98H23V96H22ZM44 98H45V97H44ZM62 98H63V97H62ZM64 98H65V97H64ZM76 98H78V97H76ZM81 98H82V97H80L79 100H80ZM104 98H105V97H104ZM117 98H119V97L117 96ZM125 98H127V97H125ZM138 98H139V96H138ZM162 98H163V96H162ZM213 98H214V97H213ZM213 98H212V99H213ZM226 98H228V97H226ZM234 98H235V97H234ZM7 99H8V98H7ZM16 99H17V97H16ZM23 99H24V98H23ZM58 99H59V98H58ZM67 99H68V97H67ZM82 99H83V98H82ZM85 99H87V97H86ZM107 99H108V98H107ZM107 99H106V102H107ZM111 99H112V97H111ZM131 99H132V98H131ZM131 99H129V100H131ZM150 99H153V97L150 98ZM155 99H156V98H155ZM158 99H159V97H158ZM229 99H230V98H229ZM5 100H6V99H5ZM8 100H10V98H9ZM20 100H21V98H20ZM24 100H26V99H24ZM45 100H46V99H43L42 101H45ZM47 100H48V98H47ZM56 100H57V99H56ZM56 100H55V102H56ZM64 100H65V99H64ZM64 100H63V101H64ZM83 100H84V99H83ZM83 100H82V101H83ZM112 100H113V99H112ZM120 100H121V99H120ZM123 100H125V99H123ZM156 100H157V99H156ZM203 100H204V99H203ZM234 100H235V99H234ZM10 101H11V100H10ZM27 101H28V100H27ZM52 101H53V100H52ZM108 101H109V100H108ZM110 101H111V100H110ZM126 101H127V99H126ZM134 101H135V100H134ZM139 101H140V100H139ZM165 101H166V100H165ZM205 101L207 102V100H205ZM210 101H211V100H210ZM59 102H60V99H59ZM65 102H67V101H65ZM69 102H70V101H69ZM69 102H67V103H69ZM72 102H73V101H72ZM75 102H76V101H75ZM116 102H117V101H116ZM118 102H119V101H118ZM127 102H128V101H127ZM130 102H131V101H130ZM130 102H129V103H130ZM148 102H149V101H148ZM151 102H152V101H151ZM154 102L157 103V101H154ZM203 102H204V101H203ZM8 103H9V101H8L6 104H8ZM15 103H16V101H15ZM18 103H19V102H18ZM22 103H24V102L22 101ZM31 103H32V102H31ZM45 103H46V101L44 102V104H45ZM57 103H58V102H57ZM67 103H66V104H67ZM73 103H74V102H73ZM88 103H89V102H88ZM104 103H105V102H104ZM125 103H126V102H125ZM132 103H133V101H132ZM132 103H131V104H132ZM165 103H166V102H165ZM207 103H210V102H207ZM212 103H215V104L217 105V107L220 108V110L222 109V114L224 115V117H222V119H223L222 121H223V124H224L225 126H226V125H230V126H232V125L234 124V121L239 120V113H240V112L238 111V112H239L238 114L235 113L236 106H235L234 104H232L231 102H229V101H227L226 99H224L223 97H220V96H219V97H217L214 101L212 100ZM234 103H235V102H234ZM26 104H27V103H26ZM35 104H36V103H35ZM41 104H42V103H41ZM44 104H43V105H44ZM70 104H72V103L70 102ZM78 104H79V103H78ZM105 104H106V103H105ZM107 104H108V103H107ZM111 104H112V103H111ZM119 104H120V103H119ZM122 104H123V103H122ZM131 104H130V105H131ZM149 104H150V102H149ZM151 104H152V103H151ZM171 104H172V103L170 102V105H171ZM210 104H211V103H210ZM9 105H11V104H9ZM19 105H20V104H19ZM72 105H73V104H72ZM79 105H80V104H79ZM79 105H78V106H79ZM83 105H84V104H83ZM116 105H118V104H116ZM125 105H126V104H125ZM134 105H136V104H134ZM140 105H141V104H140ZM213 105H214V104H213ZM4 106H5V105H4ZM12 106H13V104H12ZM15 106L18 107V105H16V104H15ZM22 106H23V105H22ZM25 106H26V105H25ZM25 106H24V107H25ZM28 106H29V105H28ZM31 106H32V105H31ZM33 106H34V105H33ZM37 106H38V105H37ZM39 106H40V103H39ZM73 106H74V105H73ZM75 106H76V105H75ZM75 106H74V107H75ZM172 106H173V105H172ZM188 106H189L190 109H192V108L190 107V105H188ZM211 106H212V105H211ZM211 106L209 105V107H211ZM237 106H238V102H237ZM8 107H9V106H8ZM10 107H11V106H10ZM20 107H21V106H20ZM24 107H23V110H24ZM47 107H48V106H47ZM76 107H77V106H76ZM79 107H81V106H79ZM83 107H84V106H83ZM85 107H87V106L85 105ZM90 107H91V105H90ZM136 107H137V106H136ZM165 107H166V106H165ZM167 107H168V106H167ZM2 108H3V107H2ZM15 108H16V107H15ZM28 108H29V107H28ZM28 108H27V109H28ZM32 108H34V107H32ZM44 108H45V107H44ZM44 108L42 107V109L39 110V111L41 112ZM71 108H72V107H71ZM71 108H70V109H71ZM81 108H82V107H81ZM107 108H108V107H107ZM109 108H110V106H109ZM114 108H115V107H114ZM139 108H140V107H139ZM141 108H142V107H141ZM170 108H171V107H170ZM173 108H174V107H173ZM173 108H171V109H173ZM215 108H216V107H215ZM257 108H258V107H257ZM4 109L6 110V108H4ZM10 109L13 110L14 108H10ZM18 109H20V108L18 107ZM18 109H17V110H18ZM21 109H22V107H21ZM21 109H20V110H21ZM25 109H26V107H25ZM30 109H31V108H30ZM34 109H35V108H34ZM75 109H76V108H75ZM82 109H83V108H82ZM112 109H113V108H111L110 110H112ZM118 109H119V108H118ZM118 109H117V110H118ZM124 109H125V108H124ZM127 109H128V108H127ZM135 109H136V108H135ZM239 109H240V108H239ZM262 109H263V106H262L261 110H262ZM12 110H11V111H12ZM31 110H32V109H31ZM37 110H38V109H37ZM47 110H48V109H47ZM100 110H101V109H100ZM117 110H116L115 113H118ZM121 110H122V109H121ZM133 110H134V109H133ZM161 110H162V109H161ZM164 110H165V109H164ZM187 110H188V109H187ZM218 110H219V109H218ZM220 110H219V111H220ZM13 111H14V110H13ZM35 111H36V110H35ZM74 111H76V110H74ZM97 111H98V109H97ZM139 111H141V110H139ZM139 111H138V112H139ZM166 111H167V108H166ZM169 111H170V109H168V112H169ZM173 111H174V110H173ZM175 111H176V110H175ZM262 111H263V110H262ZM21 112L23 113L22 110H21ZM24 112H25V114H26L27 110H26V111L24 110ZM29 112H32V111H29ZM44 112H45V110H44ZM49 112H50V111H49ZM49 112H48V113H49ZM99 112H100V111H99ZM101 112H103V111H101ZM108 112H109V111H108ZM113 112H114V111H113ZM159 112H160V111H159ZM186 112H187V111H186ZM189 112H190V110H189ZM12 113H13V112H12ZM18 113H19V112H18ZM22 113H21V115H22ZM33 113H34V112H33ZM53 113H54V112H53ZM115 113H114V114H115ZM139 113H141V112H139ZM169 113H170V112H169ZM173 113H174V112H173ZM190 113H191V112H190ZM31 114H32V113H31ZM36 114H39V113L36 112ZM103 114H105V113H103ZM107 114H108V113H107ZM109 114H111V112H109ZM137 114H138V113H137ZM160 114H161V113H160ZM163 114H164V113H163ZM175 114H176V113H175ZM175 114H172V113H171L170 115H168L169 117L166 118L165 116H163V118L165 117V118L167 119V120L165 119L167 122H168V121H173V117H175V116H174ZM177 114H178V113H177ZM18 115H19V114H18ZM28 115L30 116V114H28ZM112 115H113V114H112ZM112 115H111V116H112ZM116 115H117V114H116ZM125 115H126V114H125ZM130 115H131V114H130ZM130 115H129V118H130ZM135 115H136V114H135ZM25 116H26V115H25ZM37 116H38V115H37ZM37 116H36V117H37ZM104 116H105V115H104ZM107 116H108V115H107ZM117 116H119V115H117ZM127 116H128V114H127ZM132 116H133V115H132ZM166 116H167V115H166ZM172 116H173V117H172ZM177 116H178V115H177ZM221 116H222V115H221ZM221 116H219V117H221ZM21 117H22V116H21ZM23 117H24V116H23ZM26 117H27V116H26ZM31 117H32V116H31ZM105 117H106V116H105ZM109 117H110V116H109ZM121 117H122V116H121ZM121 117H119V118H121ZM124 117H126V116H124ZM134 117H135V116H134ZM134 117H133V118H134ZM179 117H180V116H179ZM192 117H193V116H192ZM27 118H28V117H27ZM34 118H35V117H34ZM34 118H32V119H34ZM37 118H38V117H37ZM112 118H113V117H112ZM114 118H115V117H114ZM126 118L129 119L128 117H126ZM175 118H177V117H175ZM175 118H174V119H175ZM194 118H195V117H194ZM35 119H36V118H35ZM100 119H101V118H100ZM110 119H111V118H110ZM117 119H118V118H117ZM131 119H132V118H131ZM153 119H154V118H153ZM180 119H181V118H180ZM50 120H51V119H50ZM101 120H103V119H101ZM120 120H124V118H123V119H120ZM175 120H176V119H175ZM177 120H178V119H177ZM194 120H195V119H194ZM243 120H244V119H243ZM51 121H52V120H51ZM96 121H97V120H96ZM126 121H129V120H126ZM130 121H131V120H130ZM150 121H152V120H150ZM153 121H154V120H153ZM158 121H160V119H158ZM158 121H157L156 123H158ZM161 121H162V118H161ZM161 121H160V122H161ZM244 121H246V119H245ZM0 122H1V121H0ZM45 122H46V121H45ZM49 122H50V121H49ZM49 122H48V123H49ZM53 122H54V121H53ZM97 122H98V121H97ZM99 122H100V121H99ZM178 122H180V121L178 120ZM192 122L194 123L195 121H192ZM241 122H242V120H241ZM241 122H240V123H241ZM247 122H248V121H246V124H247ZM1 123H2V122H1ZM3 123H4V122H3ZM3 123H2V124H3ZM17 123H18V121H17ZM17 123H16V124H17ZM91 123H92V122H91ZM163 123H164V122H161V125H162V126H164V125L169 126L171 122L169 123V125H168V123H166V122H165L166 124H164V125H163ZM232 123H233V124H232ZM237 123H238V122H236V125H237ZM240 123H238V124H240ZM242 123H243V122H242ZM242 123H241V124H242ZM5 124H6V123H5ZM16 124H15V127H16ZM19 124H20V123H19ZM38 124H39V123H38ZM73 124H74V123H73ZM83 124H84V122H83ZM86 124H87V123H86ZM86 124H84V125H86ZM152 124H154V123L152 122ZM159 124H160V123H159ZM197 124H198V123H197ZM231 124H232V125H231ZM13 125H14V124H13ZM20 125H21V124H20ZM46 125H47V124H46ZM49 125L52 126V124H49ZM49 125H48V126H49ZM76 125H77V124H75V126H76ZM79 125H81V124H79ZM84 125H83V126H84ZM92 125H93V124H92ZM98 125H99V124H98ZM98 125L96 124V125H93V126H90V125H89V126H88V125L86 126V127H87L86 131H87L88 134H90V137H89V135H88V137L90 138V140H89V138H87V139H88L90 142H88V140L86 141V138H85V141H84V143H83L82 146H81L80 143H82V141H81L80 143L77 142V141H78V138L81 139L80 136L76 138L77 140L74 138V139L76 140V142L79 143V145H78L79 148H78V149H75L73 153H76V154H77V152H79V150H83V149L86 150L88 147L91 148V146H89V145H92L93 143L97 144V142L100 141V140L102 139V136H103L104 131H105L104 129H105L106 127H104V125H102L104 128H100V127H98ZM154 125H155V124H154ZM161 125H158V126H161ZM174 125H175V124H174ZM224 125H222V126L224 127ZM244 125H245V124H244ZM21 126H22V125H21ZM35 126H36V125H35ZM35 126L33 127L34 129L36 128ZM37 126H38V125H37ZM41 126L44 127L43 125H41ZM48 126H46V127H48ZM51 126H50V129L52 128ZM70 126H71V125H70ZM83 126H82V127H83ZM100 126H101V125H100ZM105 126H106V125H105ZM162 126H161V127H162ZM0 127H1V126H0ZM5 127H6V126H4V127H2V128L5 129ZM9 127H10V126H9ZM12 127H14V126H12ZM46 127H44V128H45V135H48V134L46 133ZM56 127H57V126H56ZM66 127H69V126H66ZM78 127H79V126H78ZM156 127H157V126H156ZM220 127H221V126H220ZM228 127H229V126H228ZM228 127H227V128H228ZM239 127H241V126H239ZM243 127H244V126H242V129H243ZM6 128H7V127H6ZM16 128H17V127H16ZM16 128H15V129H12V128H11L12 130L9 131V133L7 134L8 136H5L4 133H1V134H4V136H5V137H4V136H2V137H4V138L7 137L8 144L10 143L9 141H11V140H17V141H18V140H21V141L23 140V138H22L23 136H22V135H25V134H22L21 129H19V128L16 129ZM21 128H23V127H21ZM37 128H38V127H37ZM48 128H49V127H48ZM54 128H55V127H54ZM57 128H58V127H57ZM69 128H71V127H69ZM76 128H77V127H76ZM84 128H85V127H84ZM169 128H170V127H169ZM230 128H232V127H229V130H231ZM4 129H3V130H4ZM65 129H66V128H65ZM65 129H64V130H65ZM73 129H74V128H73ZM77 129H79V128H77ZM106 129H107V128H106ZM157 129H158V128H157ZM225 129H226V128H224V130H225ZM238 129H239V128H238ZM7 130H9V128H8ZM23 130H25V128H24ZM37 130H38V129H37ZM39 130H41V129H39ZM39 130H38V131H39ZM43 130H44V129H42V131H43ZM47 130H48V129H47ZM60 130L62 131L63 129H60ZM66 130H67V129H66ZM69 130H71V129H69ZM74 130H75V129H74ZM79 130H80V129H79ZM103 130H104V131H103ZM160 130H161V129H160ZM160 130H159V131H160ZM163 130H164V129H163ZM229 130H228V131H229ZM232 130H233V129H232ZM50 131H52V129H51ZM50 131H49V132H50ZM55 131H56V130H55ZM67 131H68V130H67ZM81 131H82V130H81ZM86 131H85L84 133H86ZM110 131H111V130H110ZM112 131H113V130H112ZM155 131H156V130H155ZM226 131H227V130H226ZM1 132H2V131H1ZM27 132H28V131H27ZM43 132H44V131H43ZM49 132H48V133H49ZM53 132H54V131H53ZM78 132H80V131H78ZM234 132H235V131H234ZM239 132H240V131H239ZM5 133H7V132H5ZM41 133H42V132H41ZM55 133H56V132H55ZM55 133H54V134H55ZM57 133H59V132H57ZM74 133H75V132H74ZM76 133H77V131H76ZM84 133H83V134H84ZM105 133H106V132H105ZM107 133H108V131H107ZM107 133H106V135H109V134H110V133H108V134H107ZM155 133H156V132H155ZM160 133H161V132H160ZM225 133H226V132H225ZM228 133L230 134V132H228ZM228 133H227V135H228ZM237 133H238V132H237ZM27 134H28V133H26V135H25L26 137H27ZM37 134H38V132H37ZM37 134H36V135H37ZM39 134H40V133H39ZM43 134H44V133H43ZM43 134H42V135H43ZM49 134H50V133H49ZM51 134H52V133H51ZM65 134H66V133H65ZM70 134H71V133H70ZM72 134H73V133H72ZM80 134H81V133H80ZM67 135H69V133H67ZM73 135H74V134H73ZM76 135L78 136L79 134H76ZM110 135H111V134H110ZM112 135H113V133H112ZM114 135H115V134H114ZM224 135H226V134H224ZM28 136H29V135H28ZM34 136H35V135H34ZM39 136H40V135H39ZM52 136H53V138H54V135H52ZM55 136H56V134H55ZM60 136H61V135H60ZM60 136H59V138H60ZM62 136H63V135H62ZM62 136H61V137H62ZM64 136H66V135H64ZM70 136H71V135H70ZM115 136H116V135H115ZM117 136H118V135H117ZM117 136H116V137H117ZM37 137H38V136H36V138H37ZM45 137L48 138V136H44V138H45ZM49 137H50V135H49ZM74 137H76V136H74ZM81 137H82V134H81ZM83 137H84V136H83ZM86 137H87V135H86ZM103 137H104V136H103ZM109 137H110V136H109ZM111 137H112V136H111ZM118 137H119V136H118ZM32 138H33V137H32ZM32 138H31V139H32ZM36 138H35V139H36ZM55 138H56V137H55ZM55 138H54V139H55ZM57 138H58V137H57ZM63 138H64V137H63ZM65 138H66V137H65ZM72 138H73V137H72ZM72 138H71V137L69 138V142H67L68 139L66 140V143H65L66 145H65V146H67L68 149L66 150V148H65V150H66L67 152H68V150L73 149V148H69V147H68V145L71 144ZM100 138H101V139H100ZM104 138H105V137H104ZM107 138H108V137H107ZM107 138H106V139H107ZM113 138H114V137H113ZM120 138H121V137H120ZM25 139H27V138H25ZM38 139H39V138H38ZM49 139H51V138H49ZM49 139H48V141H49ZM60 139H61V138H60ZM60 139H59V140H60ZM106 139H104V140L106 141ZM110 139H111V138H110ZM110 139H108V140H110ZM4 140H5V143H7V142H6V139H4ZM28 140H29V138H28ZM41 140H42V137H41ZM41 140H39V141H41ZM64 140H65V139H64ZM75 140L72 141V142L74 143ZM81 140H83V139H81ZM0 141H1V140H0ZM17 141H16V143H17V145H18V142H20V141H18V142H17ZM23 141H24V140H23ZM26 141H27V140H26ZM45 141H46V138H45ZM48 141H47V142H48ZM52 141L54 142L53 139H52ZM57 141H58V140H57ZM60 141L62 142V140H60ZM79 141H80V140H79ZM102 141H103V140H101V142H102ZM105 141H104V142H105ZM119 141H121V140H119ZM3 142H4V141H3ZM12 142H13V141H12ZM24 142H25V141H24ZM42 142H43V141H42ZM49 142H50V141H49ZM91 142H93V143L91 144ZM104 142H103V144H104ZM106 142H108V141H106ZM111 142H112V141H111ZM113 142L116 143V140H113ZM117 142H118V141H117ZM5 143H4V145H5ZM29 143H30V142H29ZM29 143L27 142V143H25V144H29ZM34 143H36V142H34ZM34 143L32 144L33 146L35 145ZM37 143H38V142H37ZM54 143L56 144V142H54ZM120 143H121V142H120ZM120 143H119V144H120ZM21 144H22V143H21ZM39 144H41V143H39ZM43 144L47 145V143H45V142H43ZM43 144H42V145H43ZM48 144H51V143H48ZM60 144L63 145L64 143H60ZM95 144H93V145H95ZM98 144H99V143H98ZM98 144H97V146H98ZM105 144L107 145L108 143H105ZM109 144H110V142H109ZM119 144H118V145H119ZM122 144H123V143H122ZM0 145H1V147L4 146L3 144H0ZM17 145H16L15 147H17ZM62 145H60V146H62ZM106 145L104 146V145H101V144H100V145H99V146H100V147H99L100 149H98V150H99V151L101 150V151H102L101 153H106L105 151H109V150H110L109 148H107V150H105V149H106V148H105ZM9 146H10V144H9ZM19 146H20V145H19ZM29 146H30V144H29ZM29 146H27V148H28ZM54 146H58V145L56 144V145H54ZM71 146L73 147L74 145H70V147H71ZM78 146H77V147H78ZM103 146H104V147H103ZM108 146H110V145H108ZM123 146H124V144H123ZM123 146H122V147H123ZM15 147H14V148H15ZM20 147H21V146H20ZM20 147H17V148L22 149V148H20ZM42 147H43V146H42ZM46 147H47V146H46ZM50 147H51V145H50ZM63 147H64V146H63ZM75 147H76V145H75ZM113 147H114V144H113ZM113 147H112V145H111L110 148L113 149ZM118 147H119V146H117V148H118ZM8 148H9V147H7V149H8ZM14 148H13V149H14ZM24 148H25V147H24ZM31 148H32V147H31ZM31 148H30V149H31ZM33 148H34V147H33ZM47 148H48V147H47ZM55 148H56V147H55ZM60 148H61V147H59L58 150H60ZM123 148H124V147H123ZM15 149H16V148H15ZM25 149H26V148H25ZM40 149H41V148H40ZM61 149H62V148H61ZM93 149H96V148H93ZM124 149H125V148H124ZM204 149H205V148H204ZM204 149H202V150H204ZM2 150H5V147H4V149H2ZM26 150H27V149H26ZM33 150H34V149H32L31 151H33ZM36 150H37V149H36ZM36 150H35V152L37 153L38 150H37V151H36ZM49 150L51 151V149H49ZM49 150H48V151H49ZM53 150H54V149H53ZM58 150H57V153L59 152ZM85 150H84L83 152H85ZM90 150H92V149H90ZM98 150H97V152H98ZM115 150H116V149H115ZM115 150H113V151H115ZM197 150H198V149H197ZM200 150H201V149H200ZM10 151H11V150H10ZM21 151H22V150H21ZM23 151H24V150H23ZM46 151H47V150H44L45 153H46ZM50 151H49V152H50ZM92 151H94V150H92ZM92 151H90V153H91ZM110 151H111V150H110ZM110 151H109V152H110ZM121 151H122V150H121ZM198 151H199V150H198ZM5 152H6V151H5ZM7 152H9V150H7ZM18 152H19V151H18ZM40 152H41V150H40ZM52 152H53V151H52ZM54 152H55V151H54ZM61 152H63V151L61 150ZM70 152H71V151H70ZM86 152H88V150H87ZM86 152H85V154H86ZM109 152L106 153V154H107L106 157L109 156V155L112 153V152H111V153H109ZM115 152H116V151H115ZM187 152L189 153V151H187ZM192 152H193V151H192ZM21 153H22V152H21ZM23 153H24V152H23ZM26 153H27V152H26ZM29 153H30V152H29ZM55 153H56V152H55ZM64 153H66V152H64ZM71 153H72V152H71ZM80 153H81V152H80ZM80 153H79L78 155H80ZM88 153H89V152H88ZM88 153H87V154H88ZM94 153H95V152H94ZM99 153H100V152H99ZM101 153H100L99 155H101ZM117 153H118V156H119V152H116V154H117ZM183 153H184V152H183ZM193 153H195V152H193ZM193 153H192V155H195V154H193ZM10 154H11V152H10ZM16 154H17V153H16ZM27 154H28V153H27ZM31 154H32V153H31ZM34 154H35V153H34ZM53 154H54V153H53ZM53 154H52L51 156H53ZM62 154H63V153H62ZM62 154H59V156H60V155L62 156ZM66 154H67V153H66ZM69 154H70V153H69ZM87 154H86V155H87ZM120 154H121V152H120ZM186 154H187V153H184V155H186ZM64 155H65V154H64ZM64 155H63V156H64ZM82 155H83V154H82ZM113 155H114V152H113ZM177 155H178V154H177ZM180 155H181V153H180ZM184 155H183V156H184ZM55 156L57 157V155H55ZM116 156H117V155H116ZM118 156H117V158H118ZM123 156H125V155H123ZM172 156H174V155H172ZM188 156H189V155H188ZM45 157H46V156H45ZM68 157H71V156H68ZM75 157H76V155H75ZM103 157H105V156H103ZM110 157H111V156H109V158H108V157H107V158L110 160V159H111ZM114 157H115V156H114ZM121 157H122V155H121ZM167 157H168V156H167ZM174 157H175V156H174ZM191 157H192V156H191ZM193 157H194V156H193ZM198 157H199V156H198ZM202 157H203V155H202ZM205 157H206V156H205ZM62 158H63V157H62ZM62 158L60 157V159H62ZM64 158H65V157H64ZM71 158H72V157H71ZM117 158H114V160H116ZM119 158H120V157H119ZM119 158H118V159H119ZM124 158H125V157H124ZM141 158H142V157H141ZM175 158H176V157H175ZM69 159H70V158H69ZM74 159H75V158H74ZM74 159H72V160H74ZM104 159H105V158H104ZM120 159H121V158H120ZM133 159H134V158H133ZM137 159H138V157H137ZM139 159H140V158H139ZM139 159H138V163H139ZM162 159H163V158H162ZM184 159H185V158H184ZM184 159H180V161H181V160L184 161ZM186 159H187V157H186ZM192 159H193V158H192ZM198 159H199V158H198ZM67 160H68V159H67ZM111 160H112V159H111ZM134 160H135V159H134ZM146 160H149V159H146ZM157 160H158V159H157ZM170 160H171V159H170ZM189 160H190V159H189ZM64 161H65V160H64ZM127 161H130V160H127ZM135 161H136V160H135ZM150 161H152V160H150ZM150 161H149V164L151 163ZM165 161H166V160H165ZM183 161H182V162H183ZM187 161H188V159H187ZM202 161H204V160H202ZM211 161H212V160H211ZM69 162H70V161H69ZM74 162H75V161H74ZM112 162H114V161H112ZM118 162H119V160H118ZM123 162H124V161H123ZM141 162H142V160H141ZM152 162H153V161H152ZM168 162H169V161H168ZM168 162L166 161V163H168ZM182 162H181V163H182ZM200 162H201V161H200ZM207 162H208V161H207ZM110 163H111V161H110ZM121 163H122V160H121ZM132 163H133V161L130 162V164H132ZM145 163H146V162H145ZM147 163H148V162H147ZM176 163H177V161H176ZM188 163H189V162H188ZM190 163H191V162H190ZM197 163H198V162H197ZM209 163H210V159H209ZM212 163H213V162H212ZM67 164H68V163H67ZM69 164H70V163H69ZM104 164H105V163H104ZM114 164H116V163L114 162ZM119 164H120V162H119ZM123 164H124V163H122L121 165H123ZM130 164H129V166H130ZM142 164H143V163H142ZM156 164H157V162H156ZM160 164H161V163H160ZM163 164H164V163H163ZM179 164H180V163H178V165H179ZM186 164H187V163H186ZM202 164H203V163H202ZM72 165H73V164H72ZM105 165H106V164H105ZM112 165H113V164H112ZM135 165H137V164H135ZM135 165H134V166H135ZM138 165H139V164H138ZM138 165H137V167H138ZM146 165H147V164H146ZM158 165H159V164H158ZM158 165H156V166L159 168ZM161 165H162V164H161ZM175 165H176V164H175ZM180 165H181V164H180ZM180 165H179V166H180ZM184 165H185V164H184ZM69 166H70V165H69ZM108 166H109V165H108ZM117 166L119 167L120 165L117 164ZM124 166H125V165H124ZM129 166H128V168H129ZM131 166H133V165H131ZM131 166H130V167H131ZM140 166H141V165H140ZM142 166H143V165H142ZM156 166H155V167H156ZM176 166H177V165H176ZM176 166H175V167H176ZM179 166H178V167H179ZM193 166H194V165H193ZM193 166H191V167L193 168ZM197 166H198V165H197ZM205 166H206V165H205ZM65 167H66V166H65ZM112 167H113V166H112ZM114 167H115V166H114ZM118 167H117V168H118ZM121 167H123V166H120V169H121ZM137 167H136V168H137ZM145 167H146V166H145ZM202 167H203V166H202ZM210 167H211V166H210ZM71 168H72V167H71ZM75 168H76V167H75ZM78 168H79V167H78ZM107 168H108V167H107ZM109 168H110V167H109ZM125 168H126V167H125ZM125 168H124V169H125ZM134 168H135V167H134ZM141 168H142V167H141ZM160 168H161V167H160ZM167 168H168V167H167ZM172 168H173V167H172ZM187 168H188V167H187ZM187 168H186V169H187ZM197 168H198V167H197ZM73 169H74V168H73ZM73 169H72V170H73ZM129 169H130V168H129ZM129 169H128V170H129ZM131 169H132V168H131ZM138 169H139V168H138ZM144 169H145V168H144ZM156 169H157V168H156ZM181 169H183V168H181ZM188 169H189V168H188ZM199 169H200V171H201V167H200ZM199 169H198V170H199ZM203 169H204V168H203ZM66 170H68V169H66ZM94 170H96V169H94ZM100 170H101V169H100ZM100 170H99V171H100ZM115 170H116V169H115ZM128 170H127V171H128ZM133 170H134V169H133ZM140 170H141V169H140ZM140 170H139V171H140ZM158 170H159V169H158ZM171 170H172V169H171ZM173 170H174V168H173ZM176 170L178 171V168H176ZM191 170H192V169H191ZM206 170H208V169H206ZM213 170H214V169H213ZM213 170H212V171H213ZM121 171H122V173H123L124 170L121 169ZM121 171H120V172H121ZM129 171H130V170H129ZM162 171L164 172L165 169H164V170L162 169ZM174 171H175V170H174ZM179 171H181V170L179 169ZM184 171H185V170H184ZM203 171H204V170H203ZM203 171H201V172H203ZM71 172H72V171H71ZM74 172H75V171H74ZM91 172H92V171H91ZM93 172H94V171H93ZM106 172H107V171H106ZM124 172H125V171H124ZM136 172H138V171H136ZM175 172H176V171H175ZM197 172H198V171H197ZM204 172H205V171H204ZM215 172H216V171H215ZM96 173H97V170H96ZM99 173H100V172H99ZM99 173H98V174H99ZM112 173H113V172H112ZM181 173H183V172L181 171ZM188 173H189V172H188ZM193 173H194V171H193ZM198 173H199V172H198ZM198 173H197V174H198ZM90 174H91V173H90ZM93 174H94V173H93ZM98 174H97V175H98ZM103 174H106V173H103ZM107 174H108V173H107ZM107 174H106V175H107ZM113 174H114V173H113ZM113 174H112V176H113ZM120 174H121V173H120ZM131 174H132V173H131ZM183 174H184V173H183ZM191 174H192V173H191ZM197 174H196V175H197ZM214 174H215V173H214ZM72 175H73V174H72ZM106 175H105V176H106ZM121 175H122V174H121ZM212 175H213V174H212ZM215 175H216V174H215ZM70 176H71V175H70ZM100 176H101V174H100ZM100 176H98V177L100 178ZM102 176H103V175H102ZM102 176H101V177H102ZM112 176H111V177H112ZM116 176H118V175H116ZM122 176H123V175H122ZM194 176H195V174H194ZM200 176H201V175H200ZM203 176H206V175H205V174L202 175L200 179H202ZM208 176H209V178H210V175H208ZM208 176H207V177H208ZM73 177H74V176H73ZM108 177H110V176H108ZM111 177H110V179H111ZM185 177H186V176H185ZM191 177H192V176H191ZM191 177H190V178H191ZM211 177H212V176H211ZM213 177H214V176H213ZM90 178H91V177H90ZM94 178H95V176H94ZM96 178H97V177H96ZM103 178H104V177H103ZM103 178H102V180H104ZM112 178H114V177H112ZM125 178H126V177H125ZM196 178H197V177H196ZM196 178H195V179H196ZM71 179H73V178H71ZM105 179H106V178H105ZM114 179H115V178H114ZM114 179H113V181H111V182H114ZM118 179H119V178H118ZM118 179H117V180H118ZM120 179H121V178H120ZM181 179H182V178H181ZM187 179L189 180V177H188ZM193 179H194V178H193ZM204 179H205V178H204ZM204 179H203V180H204ZM92 180H93V179H92ZM95 180H96V179H95ZM121 180H122V179H121ZM124 180H125V179H124ZM179 180H180V177H179ZM188 180H187V181H188ZM191 180H192V179H191ZM196 180H197V179H196ZM206 180H207V178H206ZM89 181H90V180H89ZM185 181H186V180H185ZM198 181H199V180H198ZM200 181H202V180H200ZM246 181H247V180H246ZM188 182H189V181H188ZM193 182H196V181H193ZM193 182L191 181V183H192L191 185L188 184L187 182H185L186 184L183 183L184 185L182 186V191H181L182 194H181V195H183V196L186 198V199H183V203H181V204H179V205H175V203H174V205H170V204L167 205V207H168V208L170 207V209H168V208H166V209H167V210H170L169 213H170L171 215H172V214L174 215L175 212H176L177 210H180V207L182 206V204H183V205H186V206H192V205H193V201L190 199L191 196H193V195H191V196L189 195V189L193 187V184H194ZM204 182H205V181H204ZM88 183H89V182H88ZM88 183H87V184H88ZM115 183H116V182H115ZM117 183H118V181H117ZM120 183L123 184V182H120ZM196 183H197V182H196ZM196 183H195V184H196ZM84 184H85V183H84ZM90 184H91V183H90ZM104 184H105V183H104ZM181 184H182V183H181ZM199 184H201V183L199 182ZM202 184H203V183H202ZM202 184H201V185H202ZM82 185H83V184H82ZM105 185H106V184H105ZM48 186H49V185H48ZM74 186H75V185H74ZM83 186L85 187V185H83ZM87 186H88V185H87ZM99 186H100V185H98V187H99ZM103 186H104V185H103ZM77 187H78V185H77ZM81 187H82V186H81ZM84 187H82V188H84ZM89 187H90V186H89ZM89 187H88V188H89ZM92 187H94V186H92ZM196 187H198V186H196ZM44 188H45V187H44ZM44 188H43V189H44ZM56 188H57V187H55L54 190H55ZM68 188H69V187H68ZM100 188H101V187H100ZM100 188H99V190H100ZM107 188H108V187H107ZM110 188H111V187H110ZM45 189H46V188H45ZM47 189H49V188H47ZM75 189H76V188H75ZM77 189H78V188H77ZM77 189H76V190H77ZM84 189H85V188H84ZM97 189H98V188H97V186H96V190H97ZM179 189H180V188H179ZM201 189H202V187H201ZM49 190H51V188H50ZM58 190H59V189H58ZM58 190H57V191H58ZM60 190L62 191V189H60ZM80 190H81V191H84V190H82V189H79V191H80ZM88 190H89V189H88ZM94 190H95V188L92 189V190L90 189L89 191H94ZM99 190H98V191H99ZM101 190H102V189H101ZM101 190H100V191H101ZM106 190H107V189H106ZM106 190H105V191H106ZM175 190H177V189H175ZM175 190H174V191H175ZM195 190H196V189H195ZM55 191H56V190H55ZM57 191H56V192H57ZM103 191H104V190H103ZM171 191H172V190H171ZM171 191H170V192H171ZM190 191H191V190H190ZM48 192H49V191H48ZM48 192H47V193H48ZM56 192H54V193H56ZM77 192H78V191H77ZM86 192H87V190H86ZM194 192H195V191H194ZM223 192H224V191H223ZM78 193H79V192H78ZM94 193H96V192H94ZM101 193H102V192H101ZM220 193H221V192H220ZM44 194H45V193H44ZM48 194H49V193H48ZM51 194H52V193H51ZM88 194H89V193H88ZM88 194H87V195H88ZM98 194H100V193H98ZM173 194H174V193H173ZM176 194H177V193H176ZM191 194H192V193H191ZM52 195H53V194H52ZM91 195H93V193H92ZM94 195H95V194H94ZM106 195H107V194H106ZM177 195H178V194H177ZM177 195H176V196H177ZM194 195H195V193H194ZM199 195H200V194H199ZM219 195H221V194H219ZM43 196H44V195H43ZM48 196H49V195H48ZM98 196H100V195H98ZM171 196H172V195H171ZM171 196H170V197H171ZM176 196H175V197H176ZM187 196H190V198L187 197ZM50 197H52V196H50ZM70 197H71V196H70ZM100 197L102 198V196H100ZM112 197H113V196H112ZM177 197H178V196H177ZM184 197H182V198H184ZM200 197H201V196H200ZM221 197H222V195H221ZM221 197H220V198H221ZM223 197H226V193H225V196H223ZM48 198H49V197H48ZM93 198H94V197H93ZM98 198H99V197H98ZM104 198H105V196H104ZM107 198H108V196H107ZM198 198H199V197H198ZM217 198H218V197H217ZM43 199L46 200L47 198H46V199L43 198ZM105 199H106V198H105ZM108 199H110V198H108ZM112 199H113V198H112ZM114 199H116V198L114 197ZM170 199H171V198H170ZM179 199H180V198H179ZM223 199H224V198H223ZM100 200H101V199H100ZM103 200H104V199H103ZM106 200H107V199H106ZM162 200H163V199H162ZM164 200L166 201V198H165ZM171 200H172V199H171ZM171 200H170V202H171ZM196 200H197V199H196ZM200 200H201V199H200ZM216 200H217V199H216ZM224 200H225V199H224ZM46 201H48V200H46ZM91 201H92V200H90L89 202H91ZM108 201L110 202V200H108ZM158 201H159V200H158ZM168 201H169V200H168ZM175 201H176V200H175ZM175 201H174V202H175ZM181 201H182V200H181ZM72 202H73V201H72ZM82 202H83V201H82ZM93 202H94V201H93ZM109 202H108V203H109ZM143 202H144V201H143ZM147 202H148V201H147ZM149 202H150V201H149ZM149 202H148V203H149ZM163 202H164V201H163ZM166 202H167V201H166ZM172 202H173V201H172ZM176 202L178 203V201H176ZM217 202H219V201H217ZM222 202H223V200H222ZM226 202H227V201H226ZM70 203H71V201H70ZM83 203H84V202H83ZM113 203H114V201H113ZM140 203H141V202H140ZM140 203H139V205H141ZM145 203H146V202H145ZM154 203H155V201H154ZM157 203H160V202H157V201H156V205H158ZM167 203H168V202H167ZM200 203H201V202H200ZM200 203H199V204H200ZM74 204H76V203H74ZM116 204H117V203H116ZM172 204H173V203H172ZM199 204H198V205H199ZM221 204H222V203H220V205H221ZM77 205H78V204H77ZM90 205H91V204H90ZM92 205H93V207H94L95 204H92ZM148 205H149V204H148ZM151 205H152V203H151ZM156 205H155V206H156ZM161 205H162V204H161ZM164 205L166 206V203H165ZM194 205H195V204H194ZM220 205H219V206H220ZM223 205H225V202H224ZM73 206H75V205H73ZM145 206H146V204H145ZM221 206H222V205H221ZM221 206H220V207H221ZM83 207H85V206H83ZM91 207H92V206H91ZM140 207H141V206H140ZM143 207H144V205H143ZM150 207H151V206H150ZM194 207H195V206H194ZM196 207H197V206H196ZM75 208H76V206H75ZM77 208H78V206H77ZM80 208H81V207H80ZM80 208H78V211H81ZM85 208H86V207H85ZM145 208H146V207H145ZM185 208H186V207H185ZM192 208H193V207H192ZM202 208H203V207H202ZM228 208H229V206H228ZM70 209H71V208H70ZM73 209H74V208H73ZM73 209H72V210H73ZM79 209H80V210H79ZM83 209H84V208H83ZM83 209H82V210H83ZM89 209H90V206H89ZM93 209H94V208H93ZM149 209L151 210V209H153V207H152V208H149ZM149 209H148V210H149ZM154 209H155V208H154ZM156 209H157V208H156ZM161 209H162V207H161ZM163 209H164V208H163ZM166 209H165V212H166ZM183 209H184V208H183ZM199 209H200V208H199ZM75 210L77 211V209H75ZM184 210H185V209H184ZM187 210H188V209H187ZM187 210H185L186 213L188 212ZM193 210H195V208H194ZM203 210H204V209H203ZM223 210H224V209H223ZM78 211H77V212H78ZM89 211H90V210H89ZM153 211H154V210H153ZM180 211H181V210H180ZM190 211H191V210L189 209V212H190ZM201 211H202V210H201ZM210 211H211V210H210ZM218 211H219V210H218ZM77 212H76V213H77ZM81 212H82V211H81ZM178 212H179V211H178ZM195 212H196V211H195ZM207 212H209V211H207ZM212 212H213V211H212ZM216 212H217V211H216ZM92 213H93V212H92ZM108 213H109V212H108ZM169 213H166V214L168 215ZM202 213H203V211H202ZM214 213H215V212H214ZM176 214H177V213H176ZM176 214H175V215H176ZM181 214H182V213H181ZM181 214H180V215H181ZM199 214H200V213H199ZM199 214H198V215H199ZM204 214H205V212H204ZM90 215H92V214H90ZM90 215H89V216H90ZM108 215H109V214H108ZM164 215H165V214H164ZM164 215H163V216H164ZM191 215H193V214H191ZM198 215H197V216H198ZM209 215H210V214H209ZM211 215H212V214H211ZM103 216H104V215H103ZM106 216H107V215H106ZM176 216H177V215H176ZM197 216H196V217H197ZM200 216H201V215H199V217H200ZM109 217H110V216H109ZM160 217H162V216H160ZM164 217H165V216H164ZM188 217H189V216H188ZM193 217H194V216H193ZM204 217H205V216H204ZM104 218H105V217H104ZM104 218H103V219H104ZM106 218H107V217H106ZM117 218H118V217H117ZM158 218H159V217H158ZM111 219H112V217H111ZM159 219H160V218H159ZM163 219H164V218H163ZM168 219H169V218H168ZM189 219H190V218H189ZM200 219H201V218H200ZM203 219H204V218H203ZM115 220H116V219H115ZM165 220H166V219H165ZM103 221H104V220H103ZM118 221H119V220H118ZM166 221H167V220H166ZM177 221H178V220H177ZM182 221H183V220H182ZM110 222H111V223H110ZM110 222H106V223H110L109 225H111V224H112V221H110ZM127 222H128V221L124 222L125 225L127 224ZM163 222H164V221H163ZM179 222H181V221L179 220ZM188 222H189V221H188ZM106 223H105V225H106ZM113 223H114V219H113ZM119 223H120V221H119ZM167 223H168V221H167ZM189 223H191V222H189ZM164 224H165V223H164ZM176 224H177V223H176ZM103 225H104V223H103ZM105 225H104V226H105ZM109 225H108V227H109ZM120 225H121V224H120ZM120 225H119V229H120ZM166 225H167V224H166ZM166 225H165V226H166ZM82 226H83V225H82ZM113 226H117V225L113 224ZM113 226H112V227H113ZM163 226H164V225H163ZM177 226H181V224H177ZM177 226H176V227H177ZM182 226H183V225H182ZM110 227H111V226H110ZM123 227H124V226H123ZM125 227H126V226H125ZM127 227H128V226H127ZM127 227H126V229H127ZM168 227H169V226H168ZM185 227H186V225H185ZM121 228H122V225H121ZM170 228H171V226H170ZM75 229H76V228H75ZM106 229H107V228H106ZM110 229H113V230L115 229V230H116V228H110ZM122 229H124V228H122ZM122 229H121V230H122ZM167 229H168V228H167ZM173 229H174V228H173ZM184 229H185V228H184ZM127 230H128V229H127ZM127 230H125V231H126V235H127ZM165 230H166V229H165ZM171 230H172V228H171ZM171 230H170V231H171ZM75 231H76V230H75ZM104 231H105V229H104ZM108 231H109V229H108ZM110 231H111V230H110ZM110 231H109V232H110ZM116 231H119V230H116ZM128 231H129V230H128ZM170 231H169V232H170ZM175 231H177V230H175ZM184 231H185V230H184ZM76 232H77V231H76ZM111 232H112V231H111ZM167 232H168V230H167ZM169 232H168V233H169ZM172 232H173V230H172ZM182 232H183V231L178 232V233L181 234ZM77 233H78V232H77ZM106 233H107V231L105 232V234H106ZM115 233H116V232H115ZM115 233H114V231H113V233H111V236H112L111 238H113V237L115 236ZM124 233H125V232H124ZM175 233H176V232H175ZM178 233H177V234H178ZM80 234H81V233H80ZM83 234H84V232H83ZM116 234H117V233H116ZM119 234H120V233H119ZM119 234H118V235H119ZM121 234H122V233H121ZM179 234H178V235H179ZM183 234H184V233H183ZM183 234H181V235H183ZM73 235H74V234H73ZM77 235L80 237L79 234H77ZM84 235H85V234H84ZM106 235H108V234H106ZM124 235H125V234H124ZM124 235H123L122 237H124ZM129 235H130V233H129ZM184 235H185V234H184ZM109 236H110V235H109ZM120 236H121V235H120ZM72 237L74 238L75 235L72 236ZM76 237H77V236H76ZM85 237H86V235H85ZM85 237H83V238H85ZM105 237H106V236H105ZM116 237H118V236H116ZM128 237H129V236H128ZM179 237H180V236H179ZM77 238H78V237H77ZM80 238L82 239V237H80ZM80 238H79V239H80ZM107 238H108V237H107ZM107 238H106V239H107ZM114 238H115V237H114ZM119 238H120V237H119ZM119 238H118V239H119ZM81 239H80V240H81ZM120 239H121V238H120ZM126 239H127V238H126ZM126 239H125V240H126ZM177 239H178V238H177ZM180 239H181V238H180ZM71 240H72V238H71ZM74 240H75V238H74ZM74 240H73V241H74ZM109 240H110V239L108 238V241H109ZM111 240H112V239H111ZM111 240H110V242H111ZM178 240H179V239H178ZM82 241H83V240H82ZM108 241H107V242H108ZM116 241H118V240H116V238H115V243H116ZM123 241H124V238L122 239V242H121V241H120V242L123 243ZM130 241H132V240H130ZM175 241H176V240H175ZM80 242H81V241H78V242H76V243L78 244V243H80ZM126 242H127V240H126ZM126 242H125V243H126ZM178 242H179V241H178ZM76 243H75V244H76ZM91 243H92V242H91ZM108 243H109V242H108ZM117 243H118V242H117ZM125 243H124V244H125ZM128 243H129V242H128ZM130 243H131V242H130ZM183 243H184V242H183ZM73 244H74V243H72V245H73ZM75 244H74V245H75ZM113 244H114V243H112V246H113ZM119 244H120V243H119ZM174 244H175V243H174ZM174 244H173V245H174ZM193 244H194V243H193ZM193 244H192V245H193ZM100 245H101V244H100ZM115 245L118 246V244H115ZM121 245H122V244H121ZM121 245H120V246H121ZM134 245H135V244H134ZM178 245H179V244H178ZM182 245H183V244H182ZM101 246H102V245H101ZM104 246H105V245H104ZM106 246H107V245H106ZM108 246H109V245H108ZM110 246H111V244H110ZM112 246H111V247H112ZM120 246H119V247H120ZM125 246H127V245H125ZM129 246H130V245H129ZM131 246H132V245H131ZM98 247H100V246H98ZM102 247H103V246H102ZM114 247H115V246H114ZM123 247H124V246H122V248H121V247L118 248V250H117L116 248H115V249H116V251H118V252H119V250L121 249L119 254H124V253H122V252H123V249H125V248H123ZM134 247H135V246H134ZM174 247L176 248V246H174ZM181 247H182V246H181ZM191 247H193V246H191ZM90 248H91V247H90ZM96 248H97V247H96ZM106 248H107V247H106ZM108 248H110V247H108ZM128 248H129V247H128ZM132 248H133V246H132ZM179 248H180V247H179ZM188 248H189V247H188ZM188 248H186V249H188ZM235 248H236V247H235ZM129 249H130V248H129ZM180 249H181V248H180ZM218 249H219V248H218ZM97 250H101V252L103 251L102 253H104V248H103V250H102L101 248H100V249H97ZM107 250H108V249H107ZM130 250H131V249H130ZM83 251H84V250H83ZM86 251H87V250H86ZM89 251H91V250H89ZM92 251H93V250H92ZM114 251H115V250H114ZM125 251H126V250H125ZM127 251H128V249H127ZM227 251H230V249H229V250L227 249ZM227 251H225V252H227ZM84 252H85V251H84ZM101 252H99V253H101ZM184 252H185V251H184ZM231 252H232V249H231ZM233 252H234V251H233ZM86 253H88V252H86ZM97 253H98V251H97ZM107 253H108V252H107ZM110 253L113 254L112 251H111ZM127 253H128V252H126V256H127ZM130 253H131V252H130ZM227 253H228V252H227ZM88 254L90 255V259H91V258L93 259V257H91V254H90V253H88ZM128 254H129V253H128ZM180 254H181V253H180ZM247 254H248V253H247ZM51 255H52V254H51ZM86 255H87V254H86ZM86 255H84V256H86ZM95 255H96V254H95ZM95 255H93V256H95ZM97 255H98V254H97ZM97 255H96V256H97ZM103 255H104V254H103ZM103 255H102V256H103ZM135 255H137V254H135ZM225 255H226V253H225ZM238 255H240V254H238ZM243 255H244V254H243ZM55 256H56V255H55ZM80 256H83V255H80ZM96 256H95V258H96ZM105 256H106V255H105ZM111 256H113V255H111ZM116 256H117V255H116ZM120 256H121V258H124V257H122V255H120ZM126 256H125V257H126ZM137 256H138V255H137ZM137 256H135V257L137 258ZM226 256H227V255H226ZM234 256H235V254H234ZM245 256H246V255H245ZM248 256H249V255H248ZM53 257H54V255H53ZM98 257L100 258L101 256L98 255ZM118 257H119V255H118ZM128 257H129V256H128ZM128 257H127V258H128ZM222 257H223V256H222ZM224 257H225V256H224ZM224 257H223V258H224ZM232 257H233V256H232ZM235 257H236V256H235ZM238 257H239V256H238ZM238 257H237V258H238ZM241 257H242V255H241ZM241 257H240V258H241ZM246 257H247V256H246ZM249 257H250V256H249ZM251 257H252V256H251ZM85 258H86V257H85ZM95 258L93 259V261L96 260ZM102 258H103V257H102ZM104 258H105V257H104ZM104 258H103V259H104ZM106 258H109V257H106ZM112 258H113V260H114V257H112ZM116 258H117V257H116ZM116 258H115V259H116ZM237 258H236V259H237ZM240 258H238V259L240 260ZM81 259H84V258L81 257ZM81 259H80V261H83V260H81ZM86 259H87V258H86ZM110 259H111V258H110ZM110 259H108V260H110ZM124 259H125V258H124ZM129 259H130V258H129ZM244 259H245V258H243V260H244ZM247 259H248V258H247ZM52 260H53V259H52ZM55 260H56V257H55ZM57 260H59V259H57ZM100 260H101V259H99V261H100ZM105 260H107V259H105ZM119 260H120V259H119ZM125 260H127V259H125ZM133 260H134V259H133ZM139 260H140V256H139ZM224 260H226V259H224ZM249 260H250V259H249ZM85 261H86V260H85ZM89 261H90V260H89ZM117 261H118V260H117ZM122 261H123V260H122ZM127 261H128V260H127ZM127 261H125V262H127ZM130 261H131V260H130ZM228 261H229V260H228ZM228 261H227V263H225V262H224V263H225V264H228V263H229ZM230 261H231V260H230ZM232 261H233V260H232ZM57 262H58V261H57ZM83 262H84V261H83ZM95 262H96V261H95ZM97 262H98V261H97ZM103 262H106V261H103ZM103 262H102V260H101V263H103ZM118 262H119V261H118ZM120 262H121V261H120ZM132 262L134 263V262H136V261H132ZM249 262H250V261H249ZM249 262H248V263H249ZM53 263H54V262H53ZM55 263H56V262H55ZM59 263H60V262H58V264H59ZM90 263H91V262H90ZM98 263H99V262H98ZM111 263H112V262H111ZM111 263L109 262V264H111ZM121 263H122V262H121ZM245 263H246V262H245ZM84 264H85V263H84ZM214 264H215V263H214ZM216 264H217V263H216ZM233 264H234V263H233ZM235 264H237V263H235Z\"/></svg>", "mask_w": 264, "mask_h": 264}]
</instances>
